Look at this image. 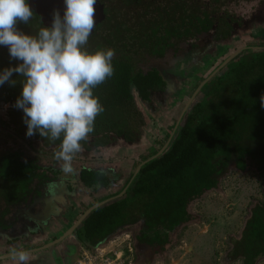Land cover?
I'll return each mask as SVG.
<instances>
[{"label":"trees","instance_id":"1","mask_svg":"<svg viewBox=\"0 0 264 264\" xmlns=\"http://www.w3.org/2000/svg\"><path fill=\"white\" fill-rule=\"evenodd\" d=\"M241 1L252 0L175 2V8L182 15L181 34L178 37L184 41L193 36L198 41L201 39L199 35L212 34L215 43L229 42L234 24L239 23V20L229 12L228 7ZM122 2L123 5L115 4L111 6L112 9L106 10L104 20L97 25L85 46L89 50L112 48L115 51L112 77L93 89L104 111L95 118L93 131L87 139L81 141L80 152L85 156L118 144L128 147L137 144L142 139L146 125L137 99L150 102L154 95L162 93L167 86L158 71L136 68L127 55L129 46L140 44L145 47L147 43L139 36L136 39L140 42L128 40V29L135 22L142 23V20L131 15L137 9L135 0ZM124 7H130L131 11H124ZM42 26L35 14L28 25H17L20 30L31 34H35ZM192 29L195 33L191 32ZM134 53L136 55L137 51ZM242 60L239 67L231 68L227 73V77L234 79V93L228 102L224 105L206 103L205 96L192 110L187 109L167 148L154 157L166 143L157 141L155 150L137 162L126 183L128 187L124 195L92 210L75 229L73 234L82 245L88 248L102 245L122 229L127 221L129 207L133 202H138L143 224L133 235L134 248L138 252L145 249L152 254L164 251L171 244L169 233L194 223L195 218L189 207L206 192L217 189L221 169L228 168L231 163L240 171L249 167L246 158L251 156V152L240 142L247 130H252L248 139H264V107H261L260 100L264 95V55L251 58V64L246 62L244 56ZM255 62L262 73L251 76L250 69ZM16 63L10 60L7 48L0 47V69ZM19 94V83L15 86L8 83L0 86V106L5 110V119L0 123L13 128L44 151H58L59 141L50 142L38 134L32 137L25 135L22 110L13 107ZM257 170L263 172L264 167H258ZM60 177L59 171L40 166L37 159L26 158L21 151L1 150L0 232L18 231L15 230L17 224L9 217L23 206H29L34 211L37 205H41L44 214H35L34 217L39 221L46 219L53 208L47 192L48 189L60 188ZM78 181L92 195L98 190L109 188L113 184V177L102 169L83 167L78 171ZM70 186L69 191L72 190ZM99 201L94 200L86 209ZM242 235L240 249L243 264H255V260L264 255V203L252 209ZM150 258L149 255H143L147 264H150Z\"/></svg>","mask_w":264,"mask_h":264},{"label":"rangeland","instance_id":"2","mask_svg":"<svg viewBox=\"0 0 264 264\" xmlns=\"http://www.w3.org/2000/svg\"><path fill=\"white\" fill-rule=\"evenodd\" d=\"M228 10L239 20L234 24L229 42L215 43L212 34L203 36L196 42L195 49L182 53L171 69H164L167 86L162 93L154 95L150 102L137 99L146 125L142 139L134 146L118 144L89 156L79 151L73 156L72 171L65 172L61 167L63 162L55 158L56 151H44L13 128L0 123V148L5 144L21 151L26 158L37 159L40 166L61 173L58 179L60 188L47 192L53 208L46 219L39 221L34 217L35 214H44L41 205H37L34 211L29 206L20 207L9 217L21 229L0 232V264H17L8 255L13 248L26 252L27 264H73L79 251L86 247L74 234L49 248H38L63 234L94 200L119 195L137 162L155 150L157 141L168 140L184 109V113L187 109L192 110L205 96L206 103L224 105L228 102L234 93V79L227 77L229 69L239 67L243 56L251 64V58L264 55V0L241 1L229 5ZM232 55H235L232 60L223 64ZM145 61L139 59L140 65ZM253 65L251 76L262 73L259 64L255 62ZM4 116L0 106V121L5 119ZM251 132L247 130L240 142L251 152L246 158L249 167L240 171L231 163L228 168L221 169L217 189L206 192L190 205L194 223L169 233L171 244L164 251L153 254L145 249L136 251L133 235L142 227L143 221L139 203L131 204L125 225L114 233L120 238L113 247L123 250L124 264H147L144 254L151 256L150 264H243L240 246L245 223L252 209L264 203V171L257 170L264 167V139H248ZM83 167L109 172L113 184L105 190L88 194L78 181V171ZM126 233L129 235L127 239L124 237ZM14 236L15 241H11ZM255 264H264V255L259 256Z\"/></svg>","mask_w":264,"mask_h":264},{"label":"clouds","instance_id":"3","mask_svg":"<svg viewBox=\"0 0 264 264\" xmlns=\"http://www.w3.org/2000/svg\"><path fill=\"white\" fill-rule=\"evenodd\" d=\"M96 2L63 0L62 15L54 9L51 25L31 34L17 27L33 17L28 0H0V47L17 61L0 69V86L20 84L13 107L22 110L25 135L59 141L54 155L65 172L72 171L74 154L104 111L93 89L114 73V49L85 47L95 27ZM260 100L264 107V95ZM8 255L27 264L24 251L13 248Z\"/></svg>","mask_w":264,"mask_h":264},{"label":"flooded vegetation","instance_id":"4","mask_svg":"<svg viewBox=\"0 0 264 264\" xmlns=\"http://www.w3.org/2000/svg\"><path fill=\"white\" fill-rule=\"evenodd\" d=\"M98 1L103 5L105 16L106 10L112 5H123L122 0ZM135 1L137 9L134 10L131 15L134 14L137 16L136 18L138 20H142V23L139 24L135 22L132 28L128 29L126 34L129 36L128 40L140 42L139 39H136V37L139 36L143 42L147 43V45L145 47L140 44L129 46V49H127V55L129 56L130 60H132L136 68H141L145 71L155 69L162 75L163 79H165L163 75L164 69H171L172 66L180 60L179 56L182 53H186L189 50L195 49L197 38L190 36L189 39H184V41H181L180 36L178 37V35L181 34L180 18L182 15L180 11H177L175 8L176 5L174 6V4L175 2L178 3L179 0ZM205 1L210 2L211 0ZM141 4L142 6L139 7ZM123 10L131 11L130 7H124ZM34 14L37 15L41 21L40 15L35 12ZM171 28L173 29L171 30ZM191 32L195 33V30L192 29ZM208 35L209 34H201L199 37L202 38L203 36ZM135 51H137L136 55L134 53ZM139 59H145L146 61L143 65H140ZM3 112L5 113L4 109ZM1 150L13 151L12 148H9L5 144L2 145L0 151Z\"/></svg>","mask_w":264,"mask_h":264},{"label":"water","instance_id":"5","mask_svg":"<svg viewBox=\"0 0 264 264\" xmlns=\"http://www.w3.org/2000/svg\"><path fill=\"white\" fill-rule=\"evenodd\" d=\"M29 3V7L38 15H40L41 17V22L45 27H48L51 25V19H52V12L53 10H57L61 13H63V8H64V4H63V0H28ZM94 9H95V15H94V22H95V27L101 23L104 18V11H103V5L97 0L96 4L94 5ZM94 27V28H95ZM94 28L91 32L90 35L93 34L94 32ZM235 55H232L230 58H228L227 60L224 61L223 64H226L227 62L231 61L232 58ZM222 64V65H223ZM185 110V109H184ZM184 110L181 114V116L179 117V119L177 120L175 127L173 128L172 134L170 135V137L168 138V140L166 141V143L164 144V146L159 150V152L154 156L157 157L158 155H160L169 145V142L183 116ZM128 185L123 189V191L117 195V196H112L110 198H106L104 200H101L99 202H97L96 204H93L92 206H90L88 209H86L83 214L76 220V222L74 224H72L63 234H61L58 238L52 240L51 242L43 245L41 248L39 247L38 249H42V248H48L56 243H58L59 241L65 239L66 237L70 236L73 234V232L75 231V229L81 224L82 220L94 209L101 207L102 205L113 201L121 196L124 195L126 189H127ZM36 250V249H34ZM31 250V251H34ZM30 251V250H29ZM5 257V256H2Z\"/></svg>","mask_w":264,"mask_h":264},{"label":"built area","instance_id":"6","mask_svg":"<svg viewBox=\"0 0 264 264\" xmlns=\"http://www.w3.org/2000/svg\"><path fill=\"white\" fill-rule=\"evenodd\" d=\"M112 236L110 240L107 239L108 243L104 242L102 245L93 248L83 247L73 264H124L123 250L117 249V246L113 247L120 237H115L114 234ZM124 237L127 239L126 237L129 238V235L126 233Z\"/></svg>","mask_w":264,"mask_h":264},{"label":"crops","instance_id":"7","mask_svg":"<svg viewBox=\"0 0 264 264\" xmlns=\"http://www.w3.org/2000/svg\"><path fill=\"white\" fill-rule=\"evenodd\" d=\"M15 226H16V225H15ZM20 228H21V226H20V225H17V226L15 227V230H20ZM66 230H67V228L65 229V231H66ZM65 231H64V232H65ZM64 232H63V233H64ZM45 244H46V243H45ZM45 244H43V245H45ZM43 245H42V246H43ZM42 246H41V247H42ZM41 247H40V248H41ZM48 248H49V247H48ZM42 249H45V248H42ZM28 252H29V250H28Z\"/></svg>","mask_w":264,"mask_h":264}]
</instances>
